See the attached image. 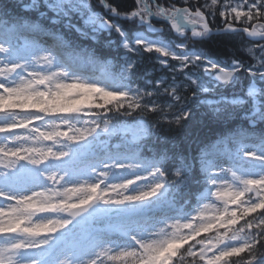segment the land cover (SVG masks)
Segmentation results:
<instances>
[{
  "label": "trees",
  "instance_id": "1",
  "mask_svg": "<svg viewBox=\"0 0 264 264\" xmlns=\"http://www.w3.org/2000/svg\"><path fill=\"white\" fill-rule=\"evenodd\" d=\"M165 1L157 0L159 4ZM195 1L200 4V0ZM222 1L224 0H218V2ZM12 3H19L21 11L19 17L12 15V9L8 7ZM107 3L117 7L122 15L135 10L134 0H107ZM26 5H29V0H0V24H13L22 27L26 32L39 28L47 29L51 34L49 44L56 50L59 60L70 68L75 60L92 69L87 73L91 86L97 84L105 91L113 92L114 95H120L122 92L136 94L137 90L154 91L157 95L153 98H145L141 103L143 104L147 99H153L161 106L174 104L173 99L164 94L166 89L164 86L155 87L161 76L169 77L171 75L169 70L174 71V61H167L166 68L160 67L158 61L164 60L163 58L159 59L156 53H148L138 46L133 47V35L141 29L138 19L122 21L117 19L120 35L111 34L106 37L104 34H99L93 41L85 35L78 34L70 26L55 23L52 21L51 13L43 15L42 7L26 10L24 8ZM103 5L100 0H89L88 7L92 12L99 13L103 12ZM4 9H7L8 15L3 14ZM107 11L110 12V10ZM217 14V12L214 13L213 21L216 27L219 24ZM234 38L235 36L232 35L207 36L195 45V49L202 50L208 59L237 61L241 70L235 73L233 82L211 89V84L205 83L207 80L202 77L199 70L198 72L185 71L198 86L202 87L197 89L191 81L184 80L185 73L173 79L169 77L171 83L175 81L184 83L176 89L182 96V103L178 107L190 113L187 119L175 125L169 124L167 120L158 119V116L153 113L143 112V115H140L141 109L133 111V114L128 116L117 113L112 117V125L116 127L115 133L109 136L96 137L97 133L89 136L85 143L94 141L91 142L90 148L83 149L80 159L73 162L71 173L82 174L85 172L86 163L92 166L97 161L103 162L106 159L110 162L109 166L115 165V168L107 169V172H113L110 177L119 176L121 172H126L134 178L136 176H144L147 179L153 177L165 186L156 197L143 201L144 211L149 213L171 209L178 212L181 219L193 214L216 185L210 160H229L237 164L238 167H233L230 179L236 187L240 188L243 185L242 181L248 178L247 174L255 168L242 159L243 147L249 145L256 151L264 153V81H258L259 96L257 102L253 104L246 96L251 82L248 69L253 61ZM123 41L136 49L129 55V58H134H132L131 72H122L120 68L124 60V52L121 49ZM87 53H91V57ZM220 100L242 101L244 107L234 111L223 109L214 113L204 104L207 101ZM114 103L112 102L109 106ZM124 111H131L127 108V102L125 107L120 109V112ZM255 111L260 118L257 116V120L254 117V124L251 125L253 119L248 116ZM107 115L111 116L113 113H107ZM133 126L141 130V135L136 140L125 133ZM83 160L85 163H82ZM118 164L122 166L118 167ZM125 165L136 166V171H130L124 167ZM156 169L164 173V178L159 174L151 175ZM176 172L180 173L179 178L174 175ZM234 175L239 179L234 180ZM212 181H215V185ZM136 205L138 201L119 205L115 214L108 212L86 222L88 228H103L109 220L110 222L119 218V220H127L136 213ZM62 230L65 231V229ZM75 231V228L69 229V232L77 237ZM204 235L208 234L202 233L198 239H202ZM189 262H192V258L186 257L185 264Z\"/></svg>",
  "mask_w": 264,
  "mask_h": 264
},
{
  "label": "snow or ice",
  "instance_id": "2",
  "mask_svg": "<svg viewBox=\"0 0 264 264\" xmlns=\"http://www.w3.org/2000/svg\"><path fill=\"white\" fill-rule=\"evenodd\" d=\"M35 3V0H33ZM104 4L107 10H110L112 15H118L124 19H138L142 23L152 27L153 18H162L171 25V29L178 35L185 36L187 29H191L192 37H202L210 33L211 29L206 21V14L197 7L195 11H192L190 7H176L173 5L171 8H165L161 6L157 0H134L135 10L130 11L128 14H123L120 10L107 3V0H100ZM188 3V0H184ZM80 3V0H56V10L64 12L65 6L76 7ZM218 4V0H211V5H205V7H214ZM12 9V15L19 17L21 15L19 3H12L8 5ZM4 15H8L7 9L2 10ZM219 15L222 17H232L235 21H241L245 25L244 27H234L229 23L226 32L234 34H242L243 37L252 41L244 51L252 58V65H250L248 71L249 75L258 81H264V0H224L222 10ZM227 22V21H226ZM86 24L92 23L91 20L85 22ZM108 23L110 27H115ZM27 26V25H25ZM197 26L201 30H197ZM117 32H120L119 27H115ZM138 47H142L144 51L148 53H157L164 57L165 61H176L180 66L177 71L183 72L191 67L204 63L201 56H187L180 55L178 53H172L166 51L160 47H154L152 45H145L143 42H137ZM127 49L129 46L124 45ZM179 51H183L178 46ZM131 51V49H129ZM5 51L0 48V52ZM38 64H49L50 59L46 56L39 57ZM20 65H13L7 68H0V77H4L6 73L15 72ZM133 65L129 64L125 69L126 72H131ZM205 71H211L218 73L217 79L227 83L229 78L236 72L241 70V67L237 65L231 71L221 68L219 65L209 64ZM31 79L18 86H7L5 83H0V119L6 114L17 112H30L42 115L45 111V103L39 98L47 99V105L50 107L55 104L57 107L53 111L57 113H72L81 103H87L92 99V94L100 92L98 87L91 86L85 82H73L71 84L59 83L55 85L56 88L66 89L63 94L57 93L52 90L50 81L53 79V74L44 75L41 73H29ZM192 85L196 84V81H191ZM157 88L162 87L157 85ZM79 90L84 93L81 100L78 102H72L63 108L60 107L63 96L69 94V91ZM258 89L252 88L248 91L247 95L253 99L257 96ZM164 94L171 96L174 100V104L167 106H161L153 99H147L143 104L142 100L145 98H153L157 95L154 91H139L136 94H130L128 92H122L120 95H114L111 91H102V95L105 100V104H111L112 102L121 101L122 107H125L127 102V108L130 112L141 109L142 112L153 113L158 116V119L167 120L169 124L179 125L185 119L188 118L190 113L185 112L178 106L182 103V96L178 94L176 88L164 89ZM52 97L51 99H48ZM27 100V102H23ZM167 109V110H165ZM20 110V111H17ZM40 123V120L33 118L31 120L16 119L12 122L3 123L0 122V137L9 136L7 142H0V169L7 170L0 171V183L5 187L11 189V193L0 189V201L7 202V206H0V219H7L12 216L17 210L18 206L24 204L27 200L32 199L34 193L26 195H16V193L22 186V182L26 180L34 181V174L31 169L25 168L21 161H28V153L32 149L27 147H18L13 141L12 137L19 133H22L27 128H36V125ZM40 131V129H36ZM62 132L66 129L61 128ZM105 131L107 129L105 128ZM32 164L38 163V161H31ZM159 174L164 178V173L160 169H156L151 175ZM179 178L180 173L174 174ZM239 179V177H238ZM244 188L236 189L232 186L226 187L228 184H222L216 187V191H213L211 195L219 202H223L226 207L215 213L216 221L209 225L207 228L200 229L195 233L191 232V229L196 227L197 221L208 215L209 204H205L203 208L192 216L186 222L176 221L184 226L188 231V235L185 240L178 241L174 245H169L162 250L157 259H163L167 257V264H184L186 257L192 258L193 264H264V178L261 179H246L242 181ZM215 185V181H212ZM164 183H155L149 190H146L143 195H137L128 197L130 201H146L150 198L156 197L158 193L164 188ZM101 189V184L90 188L92 193H97ZM245 197H247L245 199ZM95 195L90 197L86 201H81L79 205H72V208H80L82 211H76L71 213V217L76 219L81 217L84 211H87L92 205H94ZM255 214V215H253ZM91 215V214H90ZM231 217V219H228ZM88 220V217L78 220V224H84ZM226 221V223H225ZM243 221V223H241ZM173 222V223H176ZM69 220L56 223L55 228L51 229V234L57 233L59 230L65 228ZM19 227V225L17 226ZM218 228H230V229H242L246 234L244 239H237L232 241H226L224 244L215 245L211 248L205 249L202 245L196 244V240L201 237L202 233L208 231H214ZM16 229H12L9 232L0 233L3 235L14 234ZM48 231L47 227L44 229ZM194 242V243H192ZM185 246H187L185 248ZM186 254V255H185Z\"/></svg>",
  "mask_w": 264,
  "mask_h": 264
},
{
  "label": "clouds",
  "instance_id": "3",
  "mask_svg": "<svg viewBox=\"0 0 264 264\" xmlns=\"http://www.w3.org/2000/svg\"><path fill=\"white\" fill-rule=\"evenodd\" d=\"M87 55L91 57L92 54L87 53ZM66 75L64 72L54 73L50 81L53 91L60 94L66 91V89L55 87L59 83H65ZM73 82L83 81L73 79L67 83ZM100 89V92L92 94L90 101L81 103L72 113L53 111L57 106L53 104L49 107L45 98H39L45 103V111L42 115L23 111L15 113L20 120L33 118L40 120L35 129H25L24 132L14 135L12 141L18 147L32 149L28 153L27 162L34 166L31 169L34 174L33 182L41 185V189L33 191L32 193L35 194L33 198L19 205L18 210L12 216L0 219V233L16 229L14 234H0V264H167V257L157 259L160 252L169 245L185 240L189 234L178 222L169 223L155 231H152L149 225L134 229L121 237L111 238V243L118 246L116 251L108 247L107 242L98 245L94 258L76 260L70 254H60L54 259H49L42 255L46 251L45 245L49 244V241L42 237L50 235L56 223L67 220L65 217H71V213L82 211L80 208H72V205H79L81 201H86L95 195L94 204L119 206L135 202L130 201L128 197L143 195L145 192L140 189L136 194H128L129 189L136 185L137 181L147 179L144 176H136L111 183L94 194L90 188L108 180L113 175L112 171L102 173L103 179L93 183L74 177L63 167V162L72 151V146L95 134L97 129L105 131L106 128L108 130L112 126V117L117 113L121 116L133 114L130 111L120 112V109L124 108L121 101H116L111 106L105 104L102 95L104 89ZM83 95L84 93L79 90L69 91V94L63 96L60 107L63 108L72 102L80 101ZM23 102L26 103L27 100ZM107 113H113V115L109 116ZM140 115H143V112ZM66 116H70L71 119L65 118ZM82 117L94 119H84L82 123H79ZM61 128L66 131L62 132ZM31 161H38V163L32 164ZM124 167L132 172L136 171L134 165ZM112 168H115V165ZM233 179L236 180L238 177L234 175ZM228 186L231 185H226ZM225 207L222 201L219 205L209 204L207 209L209 214L198 220L191 232L195 233L213 224L216 221L215 213L222 211ZM46 227L47 232L44 231ZM207 234L202 239L196 240V244L202 245L205 249L224 244L226 241L244 239L246 235L242 229L230 228L210 230ZM133 242L138 247L131 246ZM238 264H243V262H238Z\"/></svg>",
  "mask_w": 264,
  "mask_h": 264
},
{
  "label": "rangeland",
  "instance_id": "4",
  "mask_svg": "<svg viewBox=\"0 0 264 264\" xmlns=\"http://www.w3.org/2000/svg\"><path fill=\"white\" fill-rule=\"evenodd\" d=\"M31 3V6L34 9L43 7L42 11H45V13H51L53 16V21L55 23H62L66 26L72 27L78 34L85 35L89 37L91 40H95L96 35H98V30L96 28V23L105 16L102 13H93L89 10L88 7V0H80V3L77 4L76 7H68L65 6L64 12H59L56 10V0H35V3L33 0H29ZM236 0L233 2L235 3ZM201 7L206 11H212V13L216 10H222L223 3H219L214 7H205V5H211V0H202L201 1ZM222 21L225 20L228 22H234V23H240L243 24L242 20L241 21H235L232 17H222L220 16ZM91 20L92 23L86 24L85 22ZM115 27H119L116 22L113 23ZM115 27L113 28V32L115 34H119L120 32H117L115 30ZM37 35H34L33 38H26L23 37L21 30L17 29L14 26H0V48H3L5 51L0 52V68H7L13 65H20V67L17 68L15 72L11 73H6L4 77H0V83H5L7 86H18L21 85L28 80L31 79V77L28 75L29 73H41L44 75H51L56 72H64L66 73V77H64L65 82H69L73 79H78L80 81H83L87 83V81H84L82 78L77 75L78 71H68L61 62H59L56 57L54 56V53L52 52L50 46H48V42L50 40L49 38V33L44 30H39L36 32ZM109 35V34H107ZM17 38V39H16ZM134 40V39H133ZM234 40L240 44V46L243 48H246L250 42H247L243 40L240 36H235ZM143 42L145 45H152L154 47H160L166 51L175 53L174 50L169 48L170 44H173L170 39H163L162 37H150L146 31H142L138 34L135 35V40L134 44L137 45V42ZM36 43H38V47L40 48L38 52L35 51V46ZM127 44L129 48H125L124 45ZM121 49L124 52V60L120 66L122 72H126L125 69L128 67L129 64H132L133 62V57L129 58L130 53L135 52L133 48L125 41L124 43L121 44ZM131 48V51L129 50ZM140 49L143 50L141 47ZM181 54L180 55H187V56H201L204 60V63L202 64H197L195 65V68H190L185 70L186 72H191L195 71L198 72V70H202V77H204L207 81L205 83H210L211 84V89L218 88L220 85L225 86L227 84H230L231 82L234 81V75L229 78V81L227 83L222 82L221 80L217 79L218 73L216 72H211V71H205L204 69L209 66V64H214V65H219L216 62H209L206 60L205 57H203V54L200 50L196 51H179ZM155 53V52H153ZM246 53V52H245ZM157 54V53H156ZM247 54V53H246ZM41 56H46L49 57L50 63L49 64H38L37 61L39 57ZM159 59H164V57L160 56L157 54ZM133 58V59H132ZM159 66L166 68L168 66L167 61L165 60H159L158 61ZM165 66V67H164ZM174 71H171V75L169 76L171 79L175 77L182 76V74L186 73L185 71L180 72L177 71V69L180 67L178 65V62L174 61ZM221 68L231 71L234 67L237 66L236 63H229L226 67H223L222 65H219ZM89 66L87 65H81L79 66V71H88ZM194 67V66H193ZM194 69V70H192ZM162 70V69H161ZM186 76H189L186 74ZM162 78L156 82V85H161L164 86L166 89L167 88H178L180 85H183V82L180 81H175L171 83L170 78L161 76ZM189 80L193 81L190 76L188 77ZM89 82V81H88ZM90 83V82H89ZM197 89L202 88L201 86H198L196 83ZM170 98H172L170 96ZM173 99V98H172ZM174 101V100H173ZM173 104V103H172ZM206 107L210 110H212L214 113H217L219 111L224 110H238L244 107L243 103L241 101H233V102H228L225 100H220V101H207L204 102ZM169 105V104H167ZM20 111V110H17ZM254 114L256 116H254ZM260 118L259 114L257 111L253 112L251 115L248 116V118H254L258 120ZM65 118L70 119L69 116H66ZM16 119H19L18 116H16L15 113L11 114H6L2 119H0V122L7 123V122H12ZM84 119H94V118H88V117H82L79 123H82ZM116 131V127L113 125L109 127L107 131H102L101 129H97V135L101 136H109L113 135ZM127 135L133 139L136 140L140 135H141V130L133 126L126 130ZM2 135V134H0ZM11 137L9 136H3L0 137V142H7ZM88 140V138L86 139ZM81 141L79 144L72 146V151L69 153V156L65 158L63 162V167L72 172V165H69L70 162L73 164L75 161V158L79 156L82 152L83 149L90 148L91 147V142L85 143V141ZM242 157L251 163V167L255 166L256 169L253 171H250L248 175V179H261L264 178V153L255 151L253 147L247 146L244 148V153ZM211 161V170L214 175V180L216 181V185L212 188L209 196L205 198L204 201L201 202V204L198 206L196 211L191 215L189 218H185L182 222H186L188 219H191L192 216L196 215L197 212H199L205 204H213L215 203L216 205H219V201L215 199L211 195L213 191H216V187H219L222 184H230L232 187L236 189H243L244 185H242L240 188L235 186V183L233 184L231 182L230 176H231V171H232V164L228 163L227 160H217V161ZM107 160L105 161H97L96 166L92 167L89 169L91 172L87 173L84 175L78 174V175H73L74 177L88 181V182H98L99 180L103 179V176L101 175L104 172H107L108 168H111L112 166H109L105 164ZM254 162V164H253ZM20 164H22L25 168L27 169H32L34 166L28 164L27 161H21ZM118 167H121L122 165H117ZM43 167V166H41ZM0 171H5L7 170L0 169ZM126 171V169H124ZM46 174V173H45ZM134 178L133 176H130L126 172H121L119 176L115 175L113 177H109L108 180L104 181V183L101 184V189L103 190L107 185L115 182H121L122 180ZM153 177L148 178L147 180H139L137 181L136 185H133L132 188L129 189L128 194H136V192L140 189L146 191L149 190L155 183H157ZM139 186V188H138ZM0 189L10 192L11 189L4 187L1 188L0 184ZM41 185L34 183L32 180H26L22 182V186L19 189L18 192L12 193L16 195H26V194H31L33 191L40 190ZM0 206H7V202L5 201H0ZM98 208L104 210L105 213L112 212L116 213V209L118 206L115 205H103V204H95ZM65 219L69 220L70 223H68L67 227L68 228H76L77 231H83L86 228V223L84 224H78L77 221L81 220L80 218L76 219L75 221H71V219L65 217ZM179 221L178 217L176 216L175 212H167L166 214L162 213H155L151 215H144L141 216L139 215L135 221H123V222H115V223H110L108 226H106L104 229L99 230V232H93L92 230H88L86 228V231L83 232L82 239H78L76 241L73 240L70 236H62L61 240L57 238V233L50 234L48 236L42 237V239H47L49 241L48 245H45L46 251L42 253L45 257L49 259H54L56 256L60 254H70L74 259L80 260L82 258H94L95 257V252L98 250V245L103 244L107 242V246L113 248L114 251L118 250L117 244L111 243V238L114 237H121L125 233H128L134 229H139L143 226H151V230L155 231L161 227H165L169 223H173ZM205 236V235H204ZM56 240H58L59 245H62L61 247L56 246L55 243ZM133 247H138V245H135L133 242L132 245Z\"/></svg>",
  "mask_w": 264,
  "mask_h": 264
},
{
  "label": "flooded vegetation",
  "instance_id": "5",
  "mask_svg": "<svg viewBox=\"0 0 264 264\" xmlns=\"http://www.w3.org/2000/svg\"><path fill=\"white\" fill-rule=\"evenodd\" d=\"M168 3H163L162 6L165 8H171L173 5H175L176 7H190L192 11H195V7L192 6L190 3H179V0H167ZM205 12V11H204ZM206 14V21L209 24L210 29L213 28V24H212V18L209 16V13L205 12ZM152 24L155 27H161L163 30V34L165 37H174L176 39H180L182 40L185 44V46H187L186 44H191L192 42H197L199 40L204 39L207 35L202 36V37H192L191 36V29H187V32L185 34V36H180L178 34H174V30L171 29V25L170 23H168L167 21H165L162 18H154L152 19ZM198 30V29H197ZM201 30V29H199ZM198 30V31H199Z\"/></svg>",
  "mask_w": 264,
  "mask_h": 264
},
{
  "label": "water",
  "instance_id": "6",
  "mask_svg": "<svg viewBox=\"0 0 264 264\" xmlns=\"http://www.w3.org/2000/svg\"><path fill=\"white\" fill-rule=\"evenodd\" d=\"M97 27H98L99 29H101L102 31H107V30H110V29H111V27L109 26V24H108V23H105V21H103V22H98V23H97ZM226 28H227V26H225V27H224L223 29H221V30H215V31H212V32H210V34H212V35L234 34V33L226 32V31H225ZM238 28H240V27H238ZM148 31H149V33H152V34H153V33H160V32H161V29H149ZM245 38H246V37H245ZM246 39L248 40V38H246ZM248 41H250V40H248ZM101 212H102V211L96 209V208L94 207V205H92L90 208H88L87 211H84V212L82 213V216H81V217H77V218L88 217V219H90L92 215H94V214H99V213H101ZM90 214H91V215H90Z\"/></svg>",
  "mask_w": 264,
  "mask_h": 264
}]
</instances>
